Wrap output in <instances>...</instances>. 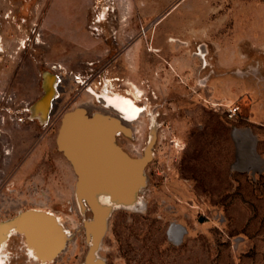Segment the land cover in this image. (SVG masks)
<instances>
[{"label":"rangeland","instance_id":"obj_1","mask_svg":"<svg viewBox=\"0 0 264 264\" xmlns=\"http://www.w3.org/2000/svg\"><path fill=\"white\" fill-rule=\"evenodd\" d=\"M46 74L42 119L28 107ZM104 92L142 109L117 146L132 160L150 148L140 202L112 206L93 246L104 264H264V0H0V222L56 221L47 264H85L96 178L123 164ZM12 233L2 264H41Z\"/></svg>","mask_w":264,"mask_h":264},{"label":"bare ground","instance_id":"obj_2","mask_svg":"<svg viewBox=\"0 0 264 264\" xmlns=\"http://www.w3.org/2000/svg\"><path fill=\"white\" fill-rule=\"evenodd\" d=\"M170 40L173 41L175 39L171 38ZM44 80L45 94L40 100L28 107V110L31 111L34 117L47 119L50 105L55 96V76L46 74ZM135 89L137 97L140 96V89L136 86ZM98 97L103 101L105 106L111 108L117 113L114 114L116 119L114 125H112L113 129L110 133L108 146L111 149L113 148L112 150L116 153L115 155H120V162L123 164L120 167L116 164V161H113L112 165L105 166V172L102 173L100 177L96 178V186L92 192V201L94 203L95 211L97 212L98 221L90 228L93 237L86 254L84 261L85 264H104V261L97 255L96 249L93 248V246H97V243H99L100 236L105 229V217H107L108 211L111 207L117 205L128 208L131 206L133 207V205L140 202L138 194L139 190H141L144 185L143 165H145L149 158L150 150V148H148L146 151V157L132 160L115 143L116 133L120 131L128 134L129 128H127V126L130 122H133L136 118L140 117L142 109L136 105L133 97L117 93L109 94L107 92L100 95L98 94ZM99 118L102 122H105L108 125L112 123V121L104 119L105 117L103 116ZM83 142L85 144L88 143L92 149H95L94 152L99 154L98 157L100 158L96 163L98 165L102 164L103 166L105 161L103 156L108 154L106 152L107 146L103 145L104 142L100 140L97 141L96 144H93L92 139ZM99 192L100 195L96 196ZM101 195L106 196V198H101ZM55 222L56 221L52 220L51 217L33 211L22 213L8 221L0 222V252L7 238L13 234L12 232L16 231L19 234H22L25 239L27 255L31 258L37 256V258L40 259L38 260L39 263L47 264V262L52 260L56 250L64 243L65 235L62 228L60 229ZM169 234L171 238L173 237L175 241H178L182 234L179 225L177 226L173 224ZM0 264H2L1 256Z\"/></svg>","mask_w":264,"mask_h":264},{"label":"built area","instance_id":"obj_3","mask_svg":"<svg viewBox=\"0 0 264 264\" xmlns=\"http://www.w3.org/2000/svg\"><path fill=\"white\" fill-rule=\"evenodd\" d=\"M227 111H228V116L232 117L233 115H235L237 111V106L236 105L229 106Z\"/></svg>","mask_w":264,"mask_h":264},{"label":"crops","instance_id":"obj_4","mask_svg":"<svg viewBox=\"0 0 264 264\" xmlns=\"http://www.w3.org/2000/svg\"><path fill=\"white\" fill-rule=\"evenodd\" d=\"M236 131H242V130H240V129H235L234 132H236ZM234 132H233V135H234Z\"/></svg>","mask_w":264,"mask_h":264}]
</instances>
